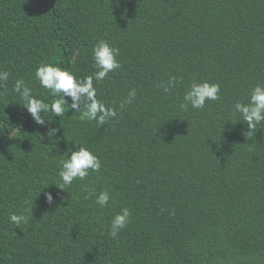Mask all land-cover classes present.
I'll list each match as a JSON object with an SVG mask.
<instances>
[{"label": "trees", "instance_id": "obj_1", "mask_svg": "<svg viewBox=\"0 0 264 264\" xmlns=\"http://www.w3.org/2000/svg\"><path fill=\"white\" fill-rule=\"evenodd\" d=\"M100 39L122 67L96 83L99 98L116 106L135 88L136 99L103 127L50 113L49 139L15 81L51 103L36 68L90 75ZM0 69V264H264V125L244 136L232 109L264 84V0H0ZM169 76L180 82L165 93ZM193 80L220 84V100L181 111ZM80 146L101 170L63 191L59 162ZM122 207L131 220L113 239Z\"/></svg>", "mask_w": 264, "mask_h": 264}, {"label": "clouds", "instance_id": "obj_2", "mask_svg": "<svg viewBox=\"0 0 264 264\" xmlns=\"http://www.w3.org/2000/svg\"><path fill=\"white\" fill-rule=\"evenodd\" d=\"M116 2L118 5L119 0ZM120 54V49L110 44L108 40H98L92 48V67L95 70L85 77H80L70 69L53 63H40L34 76L40 87L48 90L54 97L51 103L45 102V99L34 94L33 89L26 85L23 78L15 81L13 91L18 94L22 106L31 115L33 121L46 128L49 139L56 137L59 129L51 127L52 119L49 120L46 116L51 113L52 118L56 116L61 118L65 116L69 108L79 113L81 123L95 122L98 127H103L116 118L118 112H122L126 105H131L137 95L135 88L130 89L127 96L116 106L106 104L98 96L96 83L103 81L109 73L122 67L118 59ZM9 77L10 72L0 69V88L6 85ZM179 82V77L169 76L167 82L162 83L161 87L165 93H169L177 87ZM220 93L221 86L218 83L193 80L187 86L178 108L185 112L189 107L203 109L207 102L219 101ZM67 98H70V104ZM232 109L234 114H238L241 118L237 122L242 121L247 125V131L243 135L249 138L254 137L258 126L264 125V84H256L247 101L237 100ZM70 153V156L59 162L58 175L62 183L58 188L63 191L71 187L74 181H84L90 172H99L102 167L100 157L86 146H80L74 151L71 150ZM44 197L49 205L54 203L55 198L51 192H44ZM111 198L110 190L105 189L96 195L95 203L99 208L104 209L109 206ZM60 199L63 200L64 197L60 196ZM131 216L132 212L128 207L120 208L111 217L108 236L113 239L118 238L120 232L130 223ZM9 221L19 227L29 222V216L25 213H12L9 215Z\"/></svg>", "mask_w": 264, "mask_h": 264}]
</instances>
